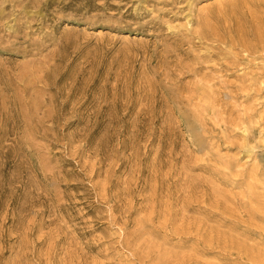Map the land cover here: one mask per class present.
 I'll list each match as a JSON object with an SVG mask.
<instances>
[{
  "label": "rangeland",
  "instance_id": "rangeland-1",
  "mask_svg": "<svg viewBox=\"0 0 264 264\" xmlns=\"http://www.w3.org/2000/svg\"><path fill=\"white\" fill-rule=\"evenodd\" d=\"M0 264H264V0H0Z\"/></svg>",
  "mask_w": 264,
  "mask_h": 264
}]
</instances>
